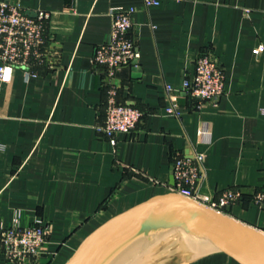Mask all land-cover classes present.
<instances>
[{"label": "crops", "instance_id": "crops-1", "mask_svg": "<svg viewBox=\"0 0 264 264\" xmlns=\"http://www.w3.org/2000/svg\"><path fill=\"white\" fill-rule=\"evenodd\" d=\"M25 12L48 11L47 38L59 65L0 82V228L43 218L51 232L46 264H66L101 226L158 197L171 184L175 153L204 152L201 190L218 199L227 188L244 196L220 210L264 232V0H9ZM135 7L140 57L113 79L118 99L144 114L133 133L98 131L108 79L92 57L111 32L116 8ZM211 52L225 68L215 105L181 91L195 59ZM178 88L176 109L166 85ZM125 255L135 262L153 249ZM0 264L9 263L0 249ZM118 264V263H117ZM179 264H240L224 252Z\"/></svg>", "mask_w": 264, "mask_h": 264}, {"label": "built area", "instance_id": "built-area-1", "mask_svg": "<svg viewBox=\"0 0 264 264\" xmlns=\"http://www.w3.org/2000/svg\"><path fill=\"white\" fill-rule=\"evenodd\" d=\"M160 0H144L145 6L153 7ZM135 7L116 8L111 12L112 26L109 38L98 44L92 57L93 68L107 77V99L105 114L98 131L114 139L119 133H133L144 112L118 99V88L114 82L121 68L138 66L140 52L131 30L134 25ZM50 13L37 11L31 16L19 5L9 0H0V82H10L14 71L22 69L27 78L36 76L38 68L59 65V53L50 45L47 28ZM225 68L211 52L195 59L194 74L183 80L181 91L194 98L217 104L225 91ZM171 94L173 106L168 110L180 114L176 109L172 84L166 85ZM264 113V108L261 109ZM1 147V145H0ZM204 152L175 153L173 156L174 190L180 195L209 205L215 209L237 203L243 196L242 188L222 190L218 199L201 190L205 179ZM252 200L264 208V191L252 194ZM51 228L45 219L39 217L32 223L21 225L18 219L11 227L0 228V249L9 263L46 264L50 257L49 235Z\"/></svg>", "mask_w": 264, "mask_h": 264}, {"label": "water", "instance_id": "water-1", "mask_svg": "<svg viewBox=\"0 0 264 264\" xmlns=\"http://www.w3.org/2000/svg\"><path fill=\"white\" fill-rule=\"evenodd\" d=\"M170 183L175 184L174 175ZM178 239L214 245L216 251L229 254L240 264H264L263 231L177 192L110 220L89 236L66 264H114L148 245Z\"/></svg>", "mask_w": 264, "mask_h": 264}, {"label": "rangeland", "instance_id": "rangeland-1", "mask_svg": "<svg viewBox=\"0 0 264 264\" xmlns=\"http://www.w3.org/2000/svg\"><path fill=\"white\" fill-rule=\"evenodd\" d=\"M219 210V209H218ZM188 239H178L166 244H159L157 246H153L154 248L145 249V252L150 250V254L148 253L144 257L135 260V262H131L127 260V257L124 255L122 258L118 259V261L114 264H179V262L183 263L189 258L194 257L195 252L188 245ZM191 243L193 241H190Z\"/></svg>", "mask_w": 264, "mask_h": 264}, {"label": "bare ground", "instance_id": "bare-ground-1", "mask_svg": "<svg viewBox=\"0 0 264 264\" xmlns=\"http://www.w3.org/2000/svg\"><path fill=\"white\" fill-rule=\"evenodd\" d=\"M192 240H189L188 241H185L188 243V245L190 246V248L193 249V251L195 252V254H198V255H195V256H199V255H203V254H207V253H210V252H213V251H216V246L214 245H209V244H206L204 242H200V241H193L192 243L190 242ZM118 260H116L117 262ZM113 264V263H112Z\"/></svg>", "mask_w": 264, "mask_h": 264}]
</instances>
